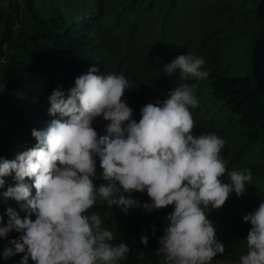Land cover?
<instances>
[{"label":"clouds","instance_id":"1","mask_svg":"<svg viewBox=\"0 0 264 264\" xmlns=\"http://www.w3.org/2000/svg\"><path fill=\"white\" fill-rule=\"evenodd\" d=\"M205 64L203 57L191 53L165 64V74H178L184 83L163 101L144 105L138 121L122 99L131 88L123 74L100 73L93 65L75 79L67 96L54 89L48 112L58 118L43 130H32L37 141L33 147L12 160L0 157V187L3 177L14 172L17 183L4 195L24 202L21 208L26 213L21 217L12 208L7 210L9 220L0 226V238L12 231L20 236L4 246L3 259L23 253L18 264H29V259L34 264H121L130 246L122 241L113 244L114 232L101 216L86 213L100 199L127 214L130 208L141 207L130 195L135 191H146L151 198V203L143 204L149 213L174 205L158 241L163 264H212L223 254L225 245L216 237L208 211L221 208L233 191L244 195L252 172L228 169L229 161L221 155L227 141L221 136L194 134L193 110L201 108L198 82L210 75ZM98 117L108 121L102 135L93 127ZM210 118V113L205 116ZM97 158L104 181L99 185L94 183ZM243 220L250 221L251 228L247 253L238 264H264V202ZM140 240L147 246V235Z\"/></svg>","mask_w":264,"mask_h":264},{"label":"trees","instance_id":"2","mask_svg":"<svg viewBox=\"0 0 264 264\" xmlns=\"http://www.w3.org/2000/svg\"><path fill=\"white\" fill-rule=\"evenodd\" d=\"M155 1L163 0H25L22 8H19L16 0H9V11L0 16V56L4 55L6 58L0 66V105L8 116L6 120H0V157L12 160L18 153L33 147L37 141L31 134L32 130H43L52 119L57 118L33 104L39 101L47 104L52 91L57 88L67 95L68 90L74 86L75 79L87 73L93 65L100 73H113L121 69L126 78L132 72V79L129 80L131 88L125 91L122 99L133 109V118L137 121L140 119V108L136 100L131 104L127 95L137 94L142 99L144 82L150 78L154 79L159 88L172 81L169 76L160 72L164 65L163 57L173 60L181 54L174 51L185 43L182 32L168 43H164L167 38L158 34L154 36L156 46L145 49L154 54L155 60L146 61L145 56L139 57L143 53L140 48L144 45L141 41V36L145 35L142 27L150 21L147 11ZM248 1L249 7L256 13V22L262 25L263 18L255 9L259 0ZM179 2L180 0H164L161 11V21L172 18L170 31L173 33L176 28L174 19L177 17L174 18L172 12L179 8ZM13 12H16V21L11 15ZM244 19L247 20V15H244ZM163 30L167 29L163 27ZM220 33L217 31L216 35H212V43L208 39L202 40L197 52L205 59L208 65L206 69L210 72L208 100L215 105L210 107L221 116H227L224 127L242 142L241 149L229 160L231 169H228L241 170V155H259L264 162V98L256 87L252 71L244 75L226 76L220 70V49L224 44H229L227 39L230 32L221 36ZM259 33L260 31L252 34L253 38L256 39ZM226 34L228 35L225 36ZM159 51H163V55ZM157 75L161 81L157 80ZM33 77L38 79L34 87L35 93L21 102L22 88ZM201 106L206 108V112L211 110V117L213 116L214 111L210 107ZM34 110L41 111L36 119L30 116ZM199 112L193 110L196 121L194 134L197 136L204 133L198 118ZM107 123L102 117L94 120L93 127L98 135L104 134ZM228 149L226 143L221 153L225 159ZM248 167L256 175L263 177L253 180L264 184L263 170ZM96 170L94 183L99 185L104 183L100 178L102 169L99 158ZM14 177V172L3 177L5 183L0 187V226L7 225L9 208L21 217L26 214L21 208L24 202L4 195L9 187L16 185ZM223 179L227 182V175ZM25 182L31 184L32 180L25 178ZM32 191L35 194L34 188ZM130 195L140 201L141 207L130 208L125 214L119 207L113 205L110 208L105 201L98 199L86 214L96 212L101 216L104 226L114 232L113 244L122 241L130 246L128 258L121 264H163L162 256L157 254L160 246L158 241L164 234V218L174 211V205L149 213L143 208L144 203H151L146 191H135ZM211 210L213 213L219 210L221 216L224 214L223 207L210 208L209 211ZM32 219L35 220V214ZM153 227L156 229L155 233L152 231ZM142 235L148 236L147 246L141 243ZM19 236L20 233L12 231L6 238H0V253L10 240ZM22 256L23 253H18L5 260L0 255V264H18ZM29 264L34 262L29 259Z\"/></svg>","mask_w":264,"mask_h":264},{"label":"rangeland","instance_id":"3","mask_svg":"<svg viewBox=\"0 0 264 264\" xmlns=\"http://www.w3.org/2000/svg\"><path fill=\"white\" fill-rule=\"evenodd\" d=\"M163 1H155L148 9L149 11H147L150 21L142 27V32H144L145 35H143V37L141 36V41L144 45L140 48L143 52L139 55L140 58L145 56L146 61L155 60L154 54L145 49L156 46V38L154 36L158 34L167 38L164 43H168L174 36L182 32L185 43L179 50L177 48L174 53H191L200 56L197 51L199 50V45L202 40L208 39V42L212 43L214 40L212 39V35H216L217 31L221 32L220 36L230 32V34L228 33L229 35H225H228L227 40L229 44H224L220 49L218 61L220 70H222L223 74L226 76L244 75L251 71L252 48L255 41L252 34L259 32L261 25L259 22H256V13L249 7L248 0H180L179 8L172 12L175 15L174 18L177 17L174 19V23L176 24V28L173 30L174 33L170 31V27H172V18L161 21V11L164 8ZM110 5H112V3H110ZM244 15H247V20L244 19ZM163 27L167 29L166 31L163 30L164 32L162 31ZM120 42L123 43V40H120ZM162 46H164V44ZM159 53L163 55V51H159ZM163 59L162 64L164 65L172 61L170 57H163ZM164 65L161 67L160 72L162 75L167 76L164 72ZM206 66L208 65L205 64V69ZM120 70H116L113 73L123 74ZM158 76L159 75H157V80L161 81V78H158ZM170 78L172 81L167 82L161 88L155 84L153 78H150L144 82L143 98L141 99L137 94H134V96L132 94L127 95L128 102L133 104L132 102L136 100V103L141 109L148 103H155L157 100L163 101L167 98V94L170 90L184 82L179 79L178 74ZM127 79H132V72L128 73ZM37 81V77H33L30 83L22 88V95L20 97L21 102L35 93L34 87L37 85ZM188 83H196V81H188ZM44 84L45 81H43V85ZM209 84V77L198 82L197 95L200 104L207 107H215V105L208 100ZM45 103L47 102L45 101ZM33 105H37L47 112L50 108V102L44 104L39 101ZM212 107L210 108L214 111V114L210 119H205V116L211 113V110L206 112V108L201 106L203 112H201V108H197L194 111H200L198 118L201 123L202 131L205 133H216L227 141L229 149L226 160L229 161L232 159L233 155L241 149L240 145H242V142H240L239 138H235L230 134L224 127L227 116L225 114L221 116L216 113L217 111ZM40 113L41 111L34 110L30 116L36 119L39 117ZM6 114V111L0 105V120H6L8 118ZM56 117L58 118V114ZM244 154H246V152H244ZM240 157V168L241 170L245 168L251 170L252 181L251 184L246 185L244 195L238 197L235 192L232 193L230 196L231 198L222 206L224 210L223 216L219 214V210H216L215 213H213L212 210L208 211V218L214 223L216 228V237L225 245V252L223 254H218L212 261V264H238L239 257L247 253L246 237L251 228L250 221L245 222L243 220V215L258 208L259 204L264 202V184H258L253 180L261 178L262 176L258 174L257 176L255 171L248 167L254 166L256 169L261 168L264 172L263 158L259 155H250V157L241 155ZM228 168L231 169L230 162ZM168 224L169 222L165 217V228ZM109 225L111 226L112 222H110Z\"/></svg>","mask_w":264,"mask_h":264},{"label":"water","instance_id":"4","mask_svg":"<svg viewBox=\"0 0 264 264\" xmlns=\"http://www.w3.org/2000/svg\"><path fill=\"white\" fill-rule=\"evenodd\" d=\"M257 13L263 18L259 36L255 39L252 48L251 71L256 87L264 98V0H259Z\"/></svg>","mask_w":264,"mask_h":264},{"label":"crops","instance_id":"5","mask_svg":"<svg viewBox=\"0 0 264 264\" xmlns=\"http://www.w3.org/2000/svg\"><path fill=\"white\" fill-rule=\"evenodd\" d=\"M10 5L11 4H10L9 0H0V16H1V14L7 13L9 11ZM1 30H2V25H0V31ZM216 264H219V263H216Z\"/></svg>","mask_w":264,"mask_h":264},{"label":"built area","instance_id":"6","mask_svg":"<svg viewBox=\"0 0 264 264\" xmlns=\"http://www.w3.org/2000/svg\"><path fill=\"white\" fill-rule=\"evenodd\" d=\"M24 2H25V0H16V3L19 6V8H22L23 7ZM11 15L13 16V20L16 21V18H17L16 17L17 16L16 15V12H13ZM5 60H6L5 56L4 55H1L0 56V66L5 62Z\"/></svg>","mask_w":264,"mask_h":264}]
</instances>
